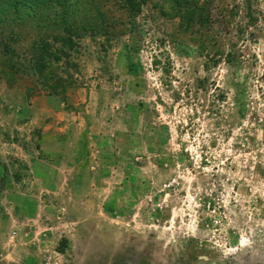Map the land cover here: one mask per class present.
Here are the masks:
<instances>
[{
  "label": "rangeland",
  "instance_id": "rangeland-1",
  "mask_svg": "<svg viewBox=\"0 0 264 264\" xmlns=\"http://www.w3.org/2000/svg\"><path fill=\"white\" fill-rule=\"evenodd\" d=\"M0 264H264V0H0Z\"/></svg>",
  "mask_w": 264,
  "mask_h": 264
},
{
  "label": "trees",
  "instance_id": "trees-1",
  "mask_svg": "<svg viewBox=\"0 0 264 264\" xmlns=\"http://www.w3.org/2000/svg\"><path fill=\"white\" fill-rule=\"evenodd\" d=\"M14 1H16L17 3H20L21 2V0H14Z\"/></svg>",
  "mask_w": 264,
  "mask_h": 264
}]
</instances>
